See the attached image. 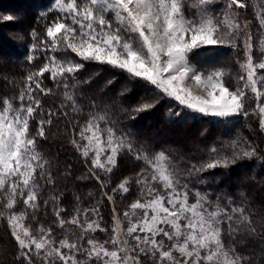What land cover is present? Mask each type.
Wrapping results in <instances>:
<instances>
[{"label":"snow or ice","instance_id":"snow-or-ice-1","mask_svg":"<svg viewBox=\"0 0 264 264\" xmlns=\"http://www.w3.org/2000/svg\"><path fill=\"white\" fill-rule=\"evenodd\" d=\"M213 2L53 0L51 10L57 15L45 23V37L40 39L35 30L30 33L33 43L26 59L30 64L40 61L39 64L28 72L18 97L0 100V218L7 220L18 246L17 259L23 264H34V259L39 264H142V257L153 264H245L247 258L224 242L225 233L234 238L241 231L255 232L245 208L231 206L228 210L219 198L213 200L207 193L192 192L187 182L182 183L168 154L136 149L106 114L96 112L89 113L78 133L79 141L86 143L73 138V146L90 165V178L99 181L101 188L104 182L98 172L105 176L113 173L122 154L142 161L145 167L134 181L141 198L123 213V219L113 207L110 237L103 242L95 238L97 231L106 232L101 226L99 207L81 210L77 206L74 214L65 218V209L59 206L60 197L56 195L44 200L43 206L52 203L56 227L63 230L61 239H56L52 227L40 224L34 231L25 223L29 210L33 220L40 211L41 181L55 183L50 161L39 151L37 137L46 139V126L52 125L54 117L69 116L63 109L70 107L72 113L82 114L76 98V73L84 67L80 61L124 72L133 80L151 85L157 95L204 116H247L246 97L255 99L254 112L264 130V35L257 41L262 54L257 60L252 34L245 31L247 24L241 25L233 11L234 7L245 8L244 0H226V10L219 17L208 7ZM186 8L195 9V14L186 15ZM48 14L42 12L41 17L47 20ZM257 18L264 29V9L258 11ZM0 19L14 18L9 15ZM242 33L245 58L239 62L235 88L226 85L224 69L206 70L190 59L197 49L235 48ZM69 50L74 57L55 55ZM45 79L63 89L64 102L58 111H45L42 107L40 97L54 94L53 88L44 86ZM13 100H18L19 105ZM156 102L155 98L144 101L132 111L150 110ZM30 121H38L35 134L30 131ZM225 147L231 154L212 146L209 159L192 165L185 175L227 168L238 159L255 154V149L246 148L237 140ZM131 183V178H125L117 189L126 194ZM104 195L113 201L111 195ZM21 201L23 210L15 211ZM66 225L76 226L80 233Z\"/></svg>","mask_w":264,"mask_h":264},{"label":"trees","instance_id":"trees-1","mask_svg":"<svg viewBox=\"0 0 264 264\" xmlns=\"http://www.w3.org/2000/svg\"><path fill=\"white\" fill-rule=\"evenodd\" d=\"M246 1L248 5L244 11L250 21L253 55L257 59L256 45L264 31L258 24L253 0ZM256 1L259 8L264 9V0ZM52 2L53 0H0V18L9 15L14 18L12 21L0 19V100L18 97L28 72L39 64L40 61L30 64L26 59L33 43L30 33L35 30L40 39L45 37V23L52 21L57 15L50 10ZM225 4L226 0H214L209 7L219 17ZM42 12L49 13L47 20L41 17ZM185 14L192 16L195 9L186 8ZM237 45L235 48L217 46L206 51L199 49L190 54V59L203 69L215 67L224 69L225 73L228 70L240 73L239 62L245 58L241 39L237 41ZM55 55L74 57L70 50L58 51ZM80 62L84 67L76 73L79 81L76 98L83 110L82 114L72 113L70 107L63 109L68 111L69 116L54 117L52 125L46 126V139L37 137L39 151L50 161L55 183L49 185L41 181L40 211L33 220L29 210L25 223L30 224L34 231L40 224L46 228L52 227L53 235L57 240L61 239L63 230L56 227L52 203L49 202L46 208L43 206L44 200L56 195L60 197L59 206L65 209L62 213L65 218H70L77 206L81 210L99 207L101 226L106 228V232L97 231L95 238L103 242L110 237L113 207L123 219V213L129 211L130 205L141 198L139 186L134 181L145 167L142 161L136 160L131 154H122L113 173L105 176L98 172L104 182V187L101 188L99 181L90 178V165L85 163L73 146L72 139L79 141L78 133L89 113L96 112L106 114L116 130L125 134L136 149L146 150L149 154L160 151L168 154L192 192L207 193L213 200L219 198L228 206V210L231 206H243L255 232L241 231L234 238L225 233V240L232 241L226 246L234 247L241 256L246 257L245 264H264V130L254 112L255 99L246 97L247 116L217 119L193 113L178 102L157 95L151 85L133 80L110 66ZM231 74H225V83L230 88H235V78ZM44 86L53 88L54 94L40 97L42 107L45 111L60 110V105L64 102L63 89H57L50 79L44 80ZM154 98L157 102L153 108L133 113V108L138 104ZM13 103L19 105L18 100H13ZM37 123L38 121H30L32 134H35ZM233 140L239 141L246 148L255 149V154L251 158L238 159L227 168L218 167L191 176L185 175L192 165H199L209 159V148L212 146L223 148L226 153L231 154V150L225 145ZM79 142L82 144V141ZM125 178H131L133 183L130 184V191L123 194L117 186ZM113 189L117 190L113 192ZM104 193L111 195L113 201H109ZM229 201L231 205H228ZM23 208L21 201L15 211ZM89 218H94L91 213ZM73 227L76 226L66 225V228ZM74 230L75 233H80L79 228ZM18 251L7 220L0 218V264H23L17 259ZM141 259L142 264H153L147 257ZM34 264L39 262L34 259Z\"/></svg>","mask_w":264,"mask_h":264},{"label":"rangeland","instance_id":"rangeland-1","mask_svg":"<svg viewBox=\"0 0 264 264\" xmlns=\"http://www.w3.org/2000/svg\"><path fill=\"white\" fill-rule=\"evenodd\" d=\"M244 2H245V4H246V6L248 5V3H247V1L246 0H244ZM253 2H254V4H255V7H256V12L258 13V11H260L261 9L259 8V6H258V3H257V1L256 0H253ZM53 3V2H52ZM52 5V4H51ZM50 5V6H51ZM210 5H208V7H209ZM258 6V7H257ZM210 8V7H209ZM242 9V10H241ZM233 8V11L237 14V16H238V20H239V22L241 23V25H244V24H247V29H245V31L246 32H250V30H249V24H250V21H248L247 20V18H246V16H245V9H246V7L245 8ZM50 10H51V7H50ZM223 11H225V8H223L222 10H221V13H223ZM109 16H111V13H109ZM258 19V18H257ZM258 22H259V20H258ZM258 24H260V23H258ZM263 31H264V29H263ZM263 35H264V33H263ZM243 38H244V34L242 33L241 34V37H240V39L243 41ZM212 48V47H211ZM232 48V47H231ZM206 49H208V48H205L204 50L206 51ZM197 50H199V49H197ZM194 51H196V50H194ZM257 56H258V58L257 59H259L260 58V56L262 55L258 50H257ZM210 56V55H209ZM215 67H208V68H206V70H211V69H214ZM229 73H232L231 75H232V77H234L235 78V84H236V86H237V77H238V75L240 74L238 71L237 72H229V70H228V72H226V74H229ZM235 86V87H236ZM262 103H264V100H262ZM200 115H202V114H200ZM214 118H216V117H214ZM217 119H225V118H217ZM83 143H86V142H84V141H82V144ZM183 182H185V180L182 178V183ZM130 187V186H129ZM157 188H159V186L157 185L156 186ZM124 227L126 228L127 227V223L126 222H124ZM73 230L72 231H76V230H74V229H77L76 227H73L72 228ZM224 242H225V245H227V244H229V243H231L232 241L231 240H225V238H224ZM228 242V243H227ZM166 243H168L167 241H166ZM231 245V244H230ZM107 247H111V245H106Z\"/></svg>","mask_w":264,"mask_h":264}]
</instances>
